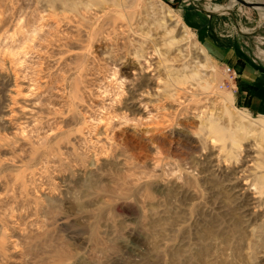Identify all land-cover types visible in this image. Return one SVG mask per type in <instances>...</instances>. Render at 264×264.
I'll return each mask as SVG.
<instances>
[{"label":"rangeland","instance_id":"1","mask_svg":"<svg viewBox=\"0 0 264 264\" xmlns=\"http://www.w3.org/2000/svg\"><path fill=\"white\" fill-rule=\"evenodd\" d=\"M263 12L0 0V264H264Z\"/></svg>","mask_w":264,"mask_h":264},{"label":"bare ground","instance_id":"2","mask_svg":"<svg viewBox=\"0 0 264 264\" xmlns=\"http://www.w3.org/2000/svg\"><path fill=\"white\" fill-rule=\"evenodd\" d=\"M231 2L233 1H236V0H230ZM249 1V0H248ZM252 2H256V3H263L262 0H254ZM109 10H111L109 8ZM262 10V9H260ZM102 11V10H101ZM109 12V11H108ZM105 15V14H104ZM263 15H264V12H263ZM176 26V25H175ZM183 26V24H182ZM181 26V27H182ZM178 27V26H177ZM184 28V26H183ZM181 31V30H180ZM152 53H150L151 55ZM148 55V56H150ZM146 63V62H145ZM148 63V62H147ZM146 63V64H147ZM150 64V63H149ZM147 67L149 68V70L152 68L151 65H148L147 64ZM147 68V69H148ZM116 73V72H115ZM113 74V73H112ZM115 76V75H113ZM116 78V76H115ZM113 79V78H112ZM117 79V78H116ZM159 79V78H158ZM110 80V79H109ZM108 80V81H109ZM111 81V80H110ZM114 80H112L113 82ZM116 81V80H115ZM114 81V82H115ZM110 82V83H112ZM157 82V81H156ZM116 83V82H115ZM158 83V82H157ZM16 84V83H15ZM108 84V83H107ZM114 85V83H113ZM112 85V86H113ZM116 85V84H115ZM109 86V85H108ZM157 86V85H156ZM116 87V86H114ZM98 88V87H97ZM101 88V87H100ZM104 88V87H103ZM158 90L160 89H156L157 91V96H159L158 100H160V98H162L163 100L165 99V95L164 92L163 93H159ZM102 91V90H101ZM107 91V90H106ZM12 92V90L10 91ZM18 92V91H16ZM99 92H100V89H99ZM105 92V91H103ZM101 92V93H103ZM108 92V91H107ZM106 93V92H105ZM155 94V93H154ZM10 96V95H9ZM111 96V95H110ZM109 95L106 96L107 99L106 101L102 104V111H101V114L96 118V123H95V138H92V139H95V142H102V139H105V140H108L109 144H111L110 142H115L117 141L116 140V129H118L120 126H125V127H128L129 124L133 125V126H137L139 124H142V123H145V121L149 120V119H153V115H154V110L156 111V108H158L159 104L158 103H155L153 104L152 101L150 103L148 102H145L144 99L142 100L141 98L138 99L139 101L137 102L135 100V102H132V100L130 99V101L132 102L131 104H133V107L134 106H139L141 108V110L143 111V115L141 117H138V118H129L128 116L126 115H121V114H118L116 113V106H115V102H116V98L111 96L110 97ZM129 101V103H130ZM134 101V100H133ZM165 102V101H164ZM137 104V105H136ZM138 107V108H139ZM132 108V107H131ZM137 109V107H136ZM140 111V110H139ZM121 112V111H120ZM76 113V112H75ZM78 113V112H77ZM84 117V116H83ZM93 120H95L93 118V116H91ZM156 118V117H155ZM91 120V119H89ZM95 122V121H93ZM92 122V123H93ZM189 125V124H188ZM78 127V126H76ZM79 129V128H78ZM105 134L106 137L104 138H101L102 134ZM93 134V133H92ZM124 134V133H123ZM51 136V135H50ZM91 141V139H89ZM97 140V141H96ZM96 144V143H94ZM93 145V144H92ZM101 145V144H100ZM99 146V145H98ZM93 147V146H92ZM96 147V146H95ZM100 147V146H99ZM98 148V147H97ZM101 148V147H100ZM10 246V245H9Z\"/></svg>","mask_w":264,"mask_h":264},{"label":"water","instance_id":"3","mask_svg":"<svg viewBox=\"0 0 264 264\" xmlns=\"http://www.w3.org/2000/svg\"><path fill=\"white\" fill-rule=\"evenodd\" d=\"M236 2L243 4L250 8H260L264 11V2L263 3H256L248 0H236Z\"/></svg>","mask_w":264,"mask_h":264},{"label":"built area","instance_id":"4","mask_svg":"<svg viewBox=\"0 0 264 264\" xmlns=\"http://www.w3.org/2000/svg\"><path fill=\"white\" fill-rule=\"evenodd\" d=\"M224 70H225V72H226V74L228 76V80L229 79L232 80V79H234L236 77L235 70H233L230 66H226ZM228 80H227V83H228ZM221 85H224V84H221Z\"/></svg>","mask_w":264,"mask_h":264},{"label":"crops","instance_id":"5","mask_svg":"<svg viewBox=\"0 0 264 264\" xmlns=\"http://www.w3.org/2000/svg\"><path fill=\"white\" fill-rule=\"evenodd\" d=\"M254 103H255L257 106H259L260 100H259V99H253V100H252V105H253Z\"/></svg>","mask_w":264,"mask_h":264},{"label":"trees","instance_id":"6","mask_svg":"<svg viewBox=\"0 0 264 264\" xmlns=\"http://www.w3.org/2000/svg\"><path fill=\"white\" fill-rule=\"evenodd\" d=\"M250 87H251L252 89H254V90H255V88H256V87H254V86H250Z\"/></svg>","mask_w":264,"mask_h":264}]
</instances>
